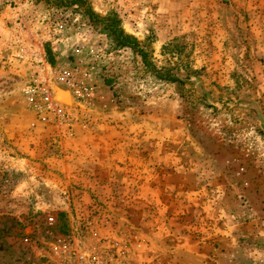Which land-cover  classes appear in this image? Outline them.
I'll return each mask as SVG.
<instances>
[{"label": "rangeland", "instance_id": "374dc122", "mask_svg": "<svg viewBox=\"0 0 264 264\" xmlns=\"http://www.w3.org/2000/svg\"><path fill=\"white\" fill-rule=\"evenodd\" d=\"M76 252L264 264V0H0V264Z\"/></svg>", "mask_w": 264, "mask_h": 264}, {"label": "trees", "instance_id": "16d2710c", "mask_svg": "<svg viewBox=\"0 0 264 264\" xmlns=\"http://www.w3.org/2000/svg\"><path fill=\"white\" fill-rule=\"evenodd\" d=\"M119 20L115 17H103V29L107 31L108 35L112 37L116 45L121 47H129L135 53H137L144 63L145 67L157 78L170 81V82H182L177 76L170 73H162L149 59L147 52L138 41L131 35L124 32L119 26Z\"/></svg>", "mask_w": 264, "mask_h": 264}, {"label": "built area", "instance_id": "2783aa9c", "mask_svg": "<svg viewBox=\"0 0 264 264\" xmlns=\"http://www.w3.org/2000/svg\"><path fill=\"white\" fill-rule=\"evenodd\" d=\"M69 264H101V261L92 253L76 252Z\"/></svg>", "mask_w": 264, "mask_h": 264}]
</instances>
